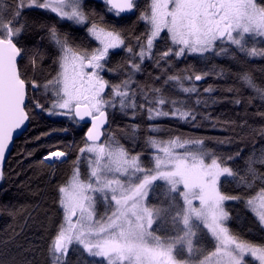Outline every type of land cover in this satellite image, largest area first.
<instances>
[{
    "label": "snow or ice",
    "instance_id": "6c2138e0",
    "mask_svg": "<svg viewBox=\"0 0 264 264\" xmlns=\"http://www.w3.org/2000/svg\"><path fill=\"white\" fill-rule=\"evenodd\" d=\"M224 56L264 59V0H0V179L26 122L47 114L82 133L38 161L58 215L23 244H12L13 229L0 264H264V146L225 154L159 122L216 126L207 109L217 87L200 83L229 74L210 63ZM188 57L204 66L177 67ZM235 75L264 102V85ZM243 126L264 138V125ZM227 202L243 204L255 227L232 228Z\"/></svg>",
    "mask_w": 264,
    "mask_h": 264
},
{
    "label": "trees",
    "instance_id": "16d2710c",
    "mask_svg": "<svg viewBox=\"0 0 264 264\" xmlns=\"http://www.w3.org/2000/svg\"><path fill=\"white\" fill-rule=\"evenodd\" d=\"M95 4L96 0H89ZM33 15V14H29ZM134 19V17H133ZM78 35H83L79 32ZM35 40V37L30 38ZM123 53L114 58L118 59ZM188 63H197L192 57H188L177 63V67H183ZM210 63L222 65L227 71L223 79H217L214 76L207 77L200 83L201 89L208 84H213L217 90L213 93L219 100L218 103L207 109L212 114L214 120H217L216 126H212L211 121H206L200 127L194 128L192 125L177 122L169 118H161L159 122L167 128H171L184 133H190L197 136L211 138L209 147L216 148L219 152L231 154L238 148H243L242 156L255 148L257 151L264 146V138L250 134V128L243 126L247 122L251 128H259L264 125V120L257 115L259 111H264V102H261L255 93L244 86L236 77V73L241 71L249 72L255 81L264 85V59L262 58H241L239 61L232 60L229 57H212ZM50 61H45L48 67ZM198 67H203L202 62L197 63ZM146 71L138 74V80L147 78V71H151V62L145 63ZM239 89V98L245 102L236 105L232 102L236 93L226 91L228 87ZM254 97L251 104L247 103L248 97ZM234 122L231 127L225 126L223 122ZM127 121L117 117V123L123 127ZM139 122V121H135ZM113 127H116L113 124ZM68 128L67 133L59 129ZM55 130V131H53ZM41 133L49 135L41 136ZM81 132L73 130L70 123L57 117H49L47 114L40 115L37 119L27 123L25 130L14 140L13 146L2 168L4 171L3 179H0V240H6L12 235L13 229L19 233L12 244L25 243L26 240H32L34 236L39 235L38 224L47 222L48 217L58 215V208L54 204V196L51 186L48 184V177L45 170L38 161L42 158L48 148L54 144L72 141H79ZM36 137H40L36 139ZM231 138L232 143L218 145L216 139ZM139 150V149H137ZM31 155H28V153ZM236 165L243 167V158L237 160ZM62 169L67 165H61ZM264 171V168L261 169ZM234 187L226 183L225 190ZM10 209H18L19 215L13 217L9 214ZM226 210L229 211L232 220L230 226L239 231L248 228H254V219L252 214L247 211L243 204L238 202H227ZM26 221V222H25ZM23 226V231H21ZM75 255L70 254V260L75 261Z\"/></svg>",
    "mask_w": 264,
    "mask_h": 264
},
{
    "label": "water",
    "instance_id": "95a60500",
    "mask_svg": "<svg viewBox=\"0 0 264 264\" xmlns=\"http://www.w3.org/2000/svg\"><path fill=\"white\" fill-rule=\"evenodd\" d=\"M27 123L28 122H26V127H27ZM26 127H24V130H25V128ZM23 130V131H24ZM22 132L21 131H17L16 133H14V140L21 134ZM14 140H13V142H14ZM13 142L10 144V147H9V150H8V152L6 153V158H7V156L9 155V153H10V151H11V148H12V146H13ZM6 158H5V160H6ZM4 163V162H3Z\"/></svg>",
    "mask_w": 264,
    "mask_h": 264
}]
</instances>
